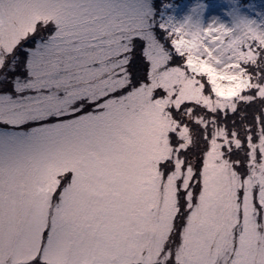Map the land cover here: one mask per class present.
<instances>
[{
  "label": "snow or ice",
  "instance_id": "snow-or-ice-1",
  "mask_svg": "<svg viewBox=\"0 0 264 264\" xmlns=\"http://www.w3.org/2000/svg\"><path fill=\"white\" fill-rule=\"evenodd\" d=\"M0 264H264V4L0 0Z\"/></svg>",
  "mask_w": 264,
  "mask_h": 264
},
{
  "label": "rangeland",
  "instance_id": "rangeland-1",
  "mask_svg": "<svg viewBox=\"0 0 264 264\" xmlns=\"http://www.w3.org/2000/svg\"><path fill=\"white\" fill-rule=\"evenodd\" d=\"M172 2L177 3V4H187L190 2H194V0H172ZM224 7H230L231 5V0H223ZM240 3L245 4V5H251L253 8H255L258 5L264 4V0H240ZM244 10H248L245 8ZM219 13H214V15H218ZM254 14V12H253Z\"/></svg>",
  "mask_w": 264,
  "mask_h": 264
},
{
  "label": "trees",
  "instance_id": "trees-1",
  "mask_svg": "<svg viewBox=\"0 0 264 264\" xmlns=\"http://www.w3.org/2000/svg\"><path fill=\"white\" fill-rule=\"evenodd\" d=\"M247 1V0H246Z\"/></svg>",
  "mask_w": 264,
  "mask_h": 264
}]
</instances>
